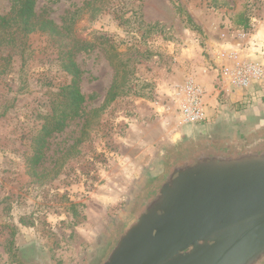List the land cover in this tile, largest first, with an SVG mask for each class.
<instances>
[{
  "label": "rangeland",
  "instance_id": "rangeland-1",
  "mask_svg": "<svg viewBox=\"0 0 264 264\" xmlns=\"http://www.w3.org/2000/svg\"><path fill=\"white\" fill-rule=\"evenodd\" d=\"M35 1L39 14L80 40L75 60L85 101L31 167L36 137L70 77L40 33L29 37L28 85L22 90L19 58L0 75V264H24L20 254L30 246L55 264H79L125 211L157 149L187 127L179 121L178 87L193 79L208 89L211 121L203 126L262 104V94L246 103L225 94L218 73L224 51L261 60L264 0H104L95 18L83 11L90 0ZM13 2L0 0V18ZM241 16L248 30L237 25ZM242 32L248 39H239ZM99 34L117 58L95 44ZM113 86L120 94L108 103Z\"/></svg>",
  "mask_w": 264,
  "mask_h": 264
},
{
  "label": "water",
  "instance_id": "water-1",
  "mask_svg": "<svg viewBox=\"0 0 264 264\" xmlns=\"http://www.w3.org/2000/svg\"><path fill=\"white\" fill-rule=\"evenodd\" d=\"M142 181L133 189L139 191L136 198L142 195ZM133 209L132 202L102 235L106 238L118 226L124 230L105 264H165L212 234L233 228L204 253L175 264H256L264 258V164L222 172L214 183L180 175L156 195L146 213Z\"/></svg>",
  "mask_w": 264,
  "mask_h": 264
},
{
  "label": "flooded vegetation",
  "instance_id": "flooded-vegetation-1",
  "mask_svg": "<svg viewBox=\"0 0 264 264\" xmlns=\"http://www.w3.org/2000/svg\"><path fill=\"white\" fill-rule=\"evenodd\" d=\"M251 104L233 117L218 120L212 125L182 127L157 149L150 166L142 174V191H133L128 206L133 202L134 212L146 213L156 195L178 176H189L196 181L214 183L217 176L228 170L246 172L264 164V101ZM258 107H257V106ZM127 206V207H128ZM237 228L221 230L204 239L198 246L186 250L165 264H175L186 257L202 254L224 236ZM95 245L79 264H105L124 234L122 227L113 229ZM24 264H55L50 255L39 247L30 246L20 254ZM256 264H264V258Z\"/></svg>",
  "mask_w": 264,
  "mask_h": 264
},
{
  "label": "trees",
  "instance_id": "trees-1",
  "mask_svg": "<svg viewBox=\"0 0 264 264\" xmlns=\"http://www.w3.org/2000/svg\"><path fill=\"white\" fill-rule=\"evenodd\" d=\"M103 2L104 0H90L85 3L83 11H90L91 18H95L97 14L102 12V8H98L97 5ZM237 25L248 30L250 20L241 16ZM35 33L44 34L48 37L55 52L58 67L70 77V82L62 87V92L58 95L61 96L60 102L55 101L51 106L53 117L47 119L48 122L43 125L36 137L37 153L32 159L31 167L40 163L41 150L47 138L55 132H61L69 119L79 117L81 105L85 101L79 86L82 71L75 60V51L80 46V40L71 28H61L51 18L39 14L35 0H14L10 12L0 18V75L8 72L15 57L19 58L22 90L28 85L27 68L32 55L29 37ZM95 42L99 47L117 58L115 45L110 38L104 34H99L95 37ZM112 62L114 61L112 60ZM119 94V89L113 86L107 96V102H114ZM60 106H62L61 109H59ZM32 174L35 175V173Z\"/></svg>",
  "mask_w": 264,
  "mask_h": 264
},
{
  "label": "built area",
  "instance_id": "built-area-1",
  "mask_svg": "<svg viewBox=\"0 0 264 264\" xmlns=\"http://www.w3.org/2000/svg\"><path fill=\"white\" fill-rule=\"evenodd\" d=\"M240 40L248 39V34H239ZM260 61L243 59L237 51H224L220 55L223 62L220 75V88L225 94L238 96L241 102L258 98L256 88L264 83V53ZM221 91V92H222ZM211 96L208 89L193 79L178 87L176 99L179 104V121L182 126L205 125L210 123L211 115L207 111L206 99Z\"/></svg>",
  "mask_w": 264,
  "mask_h": 264
},
{
  "label": "crops",
  "instance_id": "crops-1",
  "mask_svg": "<svg viewBox=\"0 0 264 264\" xmlns=\"http://www.w3.org/2000/svg\"><path fill=\"white\" fill-rule=\"evenodd\" d=\"M260 90H261L260 92H262V93H258L259 96H260V94L264 95V86L263 85H261Z\"/></svg>",
  "mask_w": 264,
  "mask_h": 264
}]
</instances>
